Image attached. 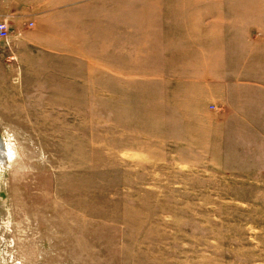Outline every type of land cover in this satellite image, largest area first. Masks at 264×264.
I'll use <instances>...</instances> for the list:
<instances>
[{
	"label": "rangeland",
	"instance_id": "rangeland-1",
	"mask_svg": "<svg viewBox=\"0 0 264 264\" xmlns=\"http://www.w3.org/2000/svg\"><path fill=\"white\" fill-rule=\"evenodd\" d=\"M24 3L0 264H264V0Z\"/></svg>",
	"mask_w": 264,
	"mask_h": 264
},
{
	"label": "crops",
	"instance_id": "crops-1",
	"mask_svg": "<svg viewBox=\"0 0 264 264\" xmlns=\"http://www.w3.org/2000/svg\"><path fill=\"white\" fill-rule=\"evenodd\" d=\"M31 4H34V2ZM24 5V0H0V22L6 21L10 30V28H13V23L10 24L8 22L10 19L14 18L15 22L24 21V17L26 16L23 10L25 9ZM56 7L59 8L60 6ZM28 14H31V12ZM30 23L33 24L32 22Z\"/></svg>",
	"mask_w": 264,
	"mask_h": 264
},
{
	"label": "built area",
	"instance_id": "built-area-1",
	"mask_svg": "<svg viewBox=\"0 0 264 264\" xmlns=\"http://www.w3.org/2000/svg\"><path fill=\"white\" fill-rule=\"evenodd\" d=\"M10 37L9 27L6 21L0 22V39H6Z\"/></svg>",
	"mask_w": 264,
	"mask_h": 264
},
{
	"label": "bare ground",
	"instance_id": "bare-ground-1",
	"mask_svg": "<svg viewBox=\"0 0 264 264\" xmlns=\"http://www.w3.org/2000/svg\"><path fill=\"white\" fill-rule=\"evenodd\" d=\"M5 158H6V147L2 146L0 141V163H3Z\"/></svg>",
	"mask_w": 264,
	"mask_h": 264
}]
</instances>
